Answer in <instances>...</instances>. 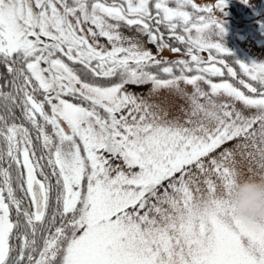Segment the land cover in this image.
Wrapping results in <instances>:
<instances>
[{
  "label": "snow or ice",
  "instance_id": "snow-or-ice-1",
  "mask_svg": "<svg viewBox=\"0 0 264 264\" xmlns=\"http://www.w3.org/2000/svg\"><path fill=\"white\" fill-rule=\"evenodd\" d=\"M226 7L0 0V264H264L233 202L264 177V62Z\"/></svg>",
  "mask_w": 264,
  "mask_h": 264
},
{
  "label": "rangeland",
  "instance_id": "rangeland-1",
  "mask_svg": "<svg viewBox=\"0 0 264 264\" xmlns=\"http://www.w3.org/2000/svg\"><path fill=\"white\" fill-rule=\"evenodd\" d=\"M228 5L229 8H232V4ZM231 17H237V15L233 13ZM260 18L261 17H258L256 22L250 21L248 23L241 24L237 20H230L229 23L228 21H225L224 17L222 16L226 29V35L222 41L223 46L226 47L231 53L235 52L233 49L236 47L239 50L246 52L248 54L246 56H249L250 59H238L242 62H264V18ZM254 31H257V33L255 34Z\"/></svg>",
  "mask_w": 264,
  "mask_h": 264
},
{
  "label": "clouds",
  "instance_id": "clouds-1",
  "mask_svg": "<svg viewBox=\"0 0 264 264\" xmlns=\"http://www.w3.org/2000/svg\"><path fill=\"white\" fill-rule=\"evenodd\" d=\"M235 218L249 230L258 231L264 225V177L239 181L234 194Z\"/></svg>",
  "mask_w": 264,
  "mask_h": 264
},
{
  "label": "trees",
  "instance_id": "trees-1",
  "mask_svg": "<svg viewBox=\"0 0 264 264\" xmlns=\"http://www.w3.org/2000/svg\"><path fill=\"white\" fill-rule=\"evenodd\" d=\"M226 2H227V7L224 10L226 15H223V17H224L225 21H228L229 23H230V20H232V21L237 20L241 24H245V23H248L250 21L256 22L258 17H261L260 19L264 18V9H262L264 6L263 5L264 0H261V6H259L256 9L252 6L253 1H251V0H247V4H245L243 2V0H240V1L236 0L233 2L232 1H226ZM228 4H232L231 5L232 8H229ZM233 13L236 14L237 17H231L233 15ZM248 13H249V15H248ZM254 33L256 34L257 31H254ZM233 50L235 52H233L232 54L234 55V57L236 59H241V58H242V60H249L250 59L249 56H246V55H248L246 52L239 50L237 47ZM226 59H228L229 63H231V61H232L231 57H228Z\"/></svg>",
  "mask_w": 264,
  "mask_h": 264
},
{
  "label": "flooded vegetation",
  "instance_id": "flooded-vegetation-1",
  "mask_svg": "<svg viewBox=\"0 0 264 264\" xmlns=\"http://www.w3.org/2000/svg\"><path fill=\"white\" fill-rule=\"evenodd\" d=\"M226 1H236V0H226ZM238 1H240V0H238ZM251 1H253V4H252V6L256 9V8H258L259 6H261V0H251ZM201 2L202 3H205V4H209V5H211V4H213L214 3V0H201ZM264 5V4H263ZM263 8H264V6H263Z\"/></svg>",
  "mask_w": 264,
  "mask_h": 264
}]
</instances>
